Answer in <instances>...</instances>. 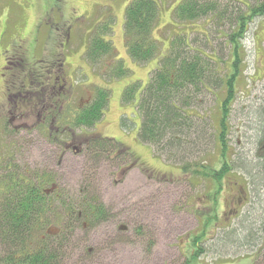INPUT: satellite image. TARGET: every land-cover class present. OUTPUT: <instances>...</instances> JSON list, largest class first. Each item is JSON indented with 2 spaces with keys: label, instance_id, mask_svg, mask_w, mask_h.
Here are the masks:
<instances>
[{
  "label": "rangeland",
  "instance_id": "obj_1",
  "mask_svg": "<svg viewBox=\"0 0 264 264\" xmlns=\"http://www.w3.org/2000/svg\"><path fill=\"white\" fill-rule=\"evenodd\" d=\"M131 1L0 0V70L4 56L19 55L30 65L40 60L42 51L51 57L58 47L53 44L59 41L56 36L63 34L64 40L71 29L74 56L69 58L75 65L77 94L85 95L100 84L96 91L105 90L109 96L97 126L85 127L88 134L121 138L146 167L125 169L131 160L118 156L116 146L106 147L95 160L86 151L73 156L69 167L55 172L59 198L54 199L41 232L57 235L63 224L70 226L71 213L79 212L83 202L101 203L108 215L100 224L91 226L89 220L90 227L74 235L68 229L66 258L71 260L67 264H253L264 246V15L253 19L238 41L241 62L236 67L229 36L237 17L251 15V9L264 0H216L221 8H228L229 17L222 23L214 18L182 23L176 9L184 0H157L160 10L153 37L161 53L168 51L173 38L182 36L191 54L197 51L209 59L216 77L223 80L218 86L208 83L187 100L184 110L201 127L192 130V141L200 132L202 142L199 148L189 145L181 153L142 144L135 124L125 121L128 113L138 111L135 97L141 99L158 67L156 58L138 64L126 52L124 23ZM97 35L112 42L113 54L93 63L87 51ZM67 50L68 46L63 52ZM24 65L15 66L19 73ZM104 67L110 69L108 75ZM235 72L223 160L219 145L223 105L228 78ZM120 117L125 121L122 125H118ZM26 156L36 158L37 153L21 155ZM224 164L250 197L241 215L228 224L222 213L232 178L225 174L219 182L192 174L194 166L209 167L215 174ZM183 167H189L187 173ZM215 200L222 204L218 211Z\"/></svg>",
  "mask_w": 264,
  "mask_h": 264
},
{
  "label": "trees",
  "instance_id": "obj_2",
  "mask_svg": "<svg viewBox=\"0 0 264 264\" xmlns=\"http://www.w3.org/2000/svg\"><path fill=\"white\" fill-rule=\"evenodd\" d=\"M126 9L125 46L130 59L138 64L150 63L155 58L158 61V67L153 70L155 75L149 85L144 88L143 96L137 104L138 116L141 117L142 123V129L138 133L141 143L149 146L150 144L158 145L166 153L167 151L181 153L188 150L189 145L199 148L202 137L200 132H196L198 137L193 142L192 130L194 127L201 130V127L193 124L194 121L190 119L191 117L184 108L187 107V100L192 94H197L203 88L205 90L208 83L218 86L223 80L216 77L209 59L197 51L195 55L191 54L192 49L187 40L181 38L182 36L173 38L168 51L161 53L158 42L153 37L160 10L157 0H133ZM227 14L228 8H221L216 0H184L176 9V17L182 23L211 18L221 20L220 23H222L228 19ZM250 14L249 16L239 15L232 25L235 29L229 37L230 45L233 47L235 67L241 62L238 41L244 37L248 24L253 19L264 15V2L253 7ZM87 53L88 60L97 63L113 54L112 42L105 41L102 36L97 35L90 41ZM236 75L237 72L228 78L229 93L223 105L224 116L219 137L223 160L227 159L225 121L229 115L227 109L233 99L232 87ZM108 100V93L100 90L98 100L90 106L88 111L84 112L85 127L90 128L101 120ZM180 100L185 105L182 106ZM262 143L264 144V137ZM114 144V139H109L100 144L91 145L87 149V155L91 156L90 160H95L98 153H102L106 147L113 148ZM223 166L221 171H216L215 174L208 169L209 167L201 166L203 170L201 168L199 170L198 166H194L192 174L198 176L203 174L206 179L213 178L220 182L223 176L231 170L228 164ZM188 168H185L186 173ZM15 192L17 202L8 204L2 214L4 218H0V241L2 251H4L0 256V264H67L71 260L66 258L70 253L66 245L67 232L70 230L73 235L78 230L84 232L90 227L86 222L90 220V225L95 226L100 224L101 220H105L108 215L103 204L94 203L93 205L83 202L81 206H78L79 212L71 213L69 227L63 224L57 235H44L41 231L44 230L49 220L47 215L58 198L39 194L35 185L18 187ZM262 250L264 246L253 264H264Z\"/></svg>",
  "mask_w": 264,
  "mask_h": 264
},
{
  "label": "flooded vegetation",
  "instance_id": "obj_3",
  "mask_svg": "<svg viewBox=\"0 0 264 264\" xmlns=\"http://www.w3.org/2000/svg\"><path fill=\"white\" fill-rule=\"evenodd\" d=\"M68 31L64 40L61 39L63 34L56 36L59 41L53 44L58 47L51 57L42 51L40 60L32 65L19 55L4 56L0 70V218H4L2 214L8 204L17 202L14 195L18 187L35 185L39 194L59 198L57 169L65 170L73 156H81L84 151L88 153L91 145L109 140L101 134H88L85 128L84 112L98 100L100 91L97 92L96 88L102 86L96 84L95 89L90 88L85 95L77 94L75 65L69 58V55L74 56L72 33L71 29ZM66 46L69 50L63 52ZM16 65L26 67L19 73ZM106 69L109 68L102 70L104 75L110 72ZM135 100L136 103L139 101L137 95ZM122 118H119L118 125L125 121L135 124L136 135H139L141 119L131 120L127 116L124 121ZM114 141L115 153L131 160L125 169L146 168L142 159L121 138ZM40 146H44L41 151ZM33 150L37 153L36 158L21 157L24 152ZM25 162L32 164V169L24 166ZM36 162H40L38 166ZM36 168L41 170L36 171ZM225 176L231 177V170ZM226 187L229 193L223 203L222 218L227 220L224 224L238 218L250 200L247 188L238 181L229 180ZM215 203L218 211L222 204L216 200Z\"/></svg>",
  "mask_w": 264,
  "mask_h": 264
},
{
  "label": "crops",
  "instance_id": "obj_4",
  "mask_svg": "<svg viewBox=\"0 0 264 264\" xmlns=\"http://www.w3.org/2000/svg\"><path fill=\"white\" fill-rule=\"evenodd\" d=\"M136 113V114H135ZM133 114V115H132ZM127 116L129 118H131V120H133V118H135L138 121V118L140 119V117L137 115V112L135 110H133V112H130L127 114Z\"/></svg>",
  "mask_w": 264,
  "mask_h": 264
}]
</instances>
